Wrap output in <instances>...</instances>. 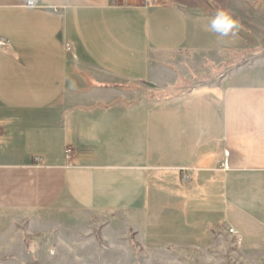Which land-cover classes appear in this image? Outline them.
I'll return each mask as SVG.
<instances>
[{"label": "crops", "instance_id": "0c3cea01", "mask_svg": "<svg viewBox=\"0 0 264 264\" xmlns=\"http://www.w3.org/2000/svg\"><path fill=\"white\" fill-rule=\"evenodd\" d=\"M27 1L0 0L1 242L21 217L149 211L161 190L222 199L229 213L216 223L264 229V0ZM219 10L242 27L212 31ZM244 52V63L162 104L127 89L188 77L173 57L229 64ZM185 171L193 185L180 188Z\"/></svg>", "mask_w": 264, "mask_h": 264}, {"label": "rangeland", "instance_id": "374dc122", "mask_svg": "<svg viewBox=\"0 0 264 264\" xmlns=\"http://www.w3.org/2000/svg\"><path fill=\"white\" fill-rule=\"evenodd\" d=\"M251 53L235 55L226 65L213 60L173 57L185 64L190 73L188 77L178 75L175 89L183 91L181 95H184L190 88L208 84L236 64L244 63ZM127 89H136L138 95L133 99L142 95L147 105L173 99L157 101L161 90L146 85H129ZM116 102L120 100L107 103V108ZM151 144L149 137L144 144L149 155L153 153ZM116 147L108 150L114 152ZM65 151L69 155L65 160L69 161L71 149L65 147L64 154ZM159 151L166 153L167 146H159ZM163 159L164 164L175 162L171 155L165 154ZM184 173L187 172L181 174L180 188L193 185L188 173L185 174L187 178ZM167 184L168 188L178 186L171 178ZM160 194L149 196V211L91 213L71 209L48 212L45 216L21 217L22 224L18 225L10 242L0 241V264H264V229H252L246 235L234 227L236 235L221 231L224 227H232L228 222L236 225L230 217L215 222L229 213V205L222 199L216 203L215 198L195 199L197 196L189 201L184 197ZM137 198L139 203L141 197ZM210 221L213 224L206 227V222Z\"/></svg>", "mask_w": 264, "mask_h": 264}, {"label": "clouds", "instance_id": "9594fccd", "mask_svg": "<svg viewBox=\"0 0 264 264\" xmlns=\"http://www.w3.org/2000/svg\"><path fill=\"white\" fill-rule=\"evenodd\" d=\"M29 6H34L33 0H29ZM241 27L239 20L225 10L217 11L211 19V30L221 36H227L230 32L238 31Z\"/></svg>", "mask_w": 264, "mask_h": 264}, {"label": "built area", "instance_id": "2783aa9c", "mask_svg": "<svg viewBox=\"0 0 264 264\" xmlns=\"http://www.w3.org/2000/svg\"><path fill=\"white\" fill-rule=\"evenodd\" d=\"M34 2V1H33ZM144 2L148 5V6H152V5H155L158 1L157 0H144ZM27 4L29 5V1H27ZM35 4V3H34ZM8 45V42L5 40V39H3V38H0V48H3V47H5V46H7ZM65 49L67 50V51H69L70 50V46L68 45V44H66L65 45ZM68 154V152L67 151H65V158H68V156L69 155H67ZM34 161L36 162V164L38 165V162H39V158H37V157H35L34 158ZM185 174H187V173H184V176H185ZM184 178H187V176H185ZM219 230H220V228H219ZM221 231H223L224 233H227V234H230V235H236V231H235V229L233 228V227H224Z\"/></svg>", "mask_w": 264, "mask_h": 264}, {"label": "trees", "instance_id": "16d2710c", "mask_svg": "<svg viewBox=\"0 0 264 264\" xmlns=\"http://www.w3.org/2000/svg\"><path fill=\"white\" fill-rule=\"evenodd\" d=\"M222 64H227L226 61H224ZM224 66V65H223ZM222 75V74H221ZM220 75V76H221ZM176 86L175 85H168L166 86L163 90H161L158 94L159 96L156 97L157 101H161V100H168L177 96H180L182 93H184L183 91L181 92H177V90L175 89ZM189 90H186L185 93H187Z\"/></svg>", "mask_w": 264, "mask_h": 264}, {"label": "water", "instance_id": "95a60500", "mask_svg": "<svg viewBox=\"0 0 264 264\" xmlns=\"http://www.w3.org/2000/svg\"><path fill=\"white\" fill-rule=\"evenodd\" d=\"M148 87L153 88L154 85L152 83H146Z\"/></svg>", "mask_w": 264, "mask_h": 264}]
</instances>
